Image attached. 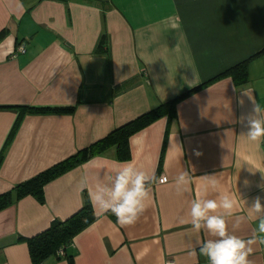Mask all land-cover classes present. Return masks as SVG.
Wrapping results in <instances>:
<instances>
[{
  "label": "crops",
  "instance_id": "1",
  "mask_svg": "<svg viewBox=\"0 0 264 264\" xmlns=\"http://www.w3.org/2000/svg\"><path fill=\"white\" fill-rule=\"evenodd\" d=\"M0 32V192L203 84L178 100L173 117L130 135L128 158L110 146L47 182L42 201L28 194L1 209L0 264H34L27 238L79 209L97 178L126 161L166 178L152 185L140 219L121 226L91 203L94 220L65 250L72 262L50 254L37 264H208L198 242L209 237L189 222L201 177L217 175L237 214L257 196L264 204V142L241 137L253 100L264 108V0H0ZM242 61L244 82L219 75ZM59 104L75 107L22 114L6 143L18 106ZM183 170L192 184L177 195ZM256 226L246 222L235 234L249 238ZM249 259L264 264V245Z\"/></svg>",
  "mask_w": 264,
  "mask_h": 264
},
{
  "label": "clouds",
  "instance_id": "2",
  "mask_svg": "<svg viewBox=\"0 0 264 264\" xmlns=\"http://www.w3.org/2000/svg\"><path fill=\"white\" fill-rule=\"evenodd\" d=\"M243 92L252 99L250 90ZM253 103L252 113L241 117V123L247 122V131L241 133V137L253 144H260L264 142V108L255 100ZM201 178L205 184L191 201L189 214L192 230L197 233L204 231L209 237L198 242L199 254L207 258L208 264H252L249 257L254 252V246L264 245V204L261 197H255L247 207V214L240 215L237 214V199L222 190L217 175H204ZM165 180L148 174L135 161H126L106 178L98 177L94 188L89 189V198L101 212L114 215L121 226H131L146 211L152 185ZM174 184L176 194L183 195L190 191L192 175L183 170L175 177ZM260 187L264 189V184ZM209 192L217 194V198H209ZM232 218L234 223L230 229L228 221ZM250 221H256L257 226L249 238L235 234V230Z\"/></svg>",
  "mask_w": 264,
  "mask_h": 264
},
{
  "label": "trees",
  "instance_id": "3",
  "mask_svg": "<svg viewBox=\"0 0 264 264\" xmlns=\"http://www.w3.org/2000/svg\"><path fill=\"white\" fill-rule=\"evenodd\" d=\"M2 32H0V37ZM222 74H230L237 83L247 79L246 61L237 63L226 69ZM211 80V79H210ZM208 80V81H210ZM203 84L191 87L182 93L160 102L159 104L145 110L134 118L114 127L105 135L78 148L75 152L56 161L48 167L31 175L30 177L15 183L10 189L0 192V210L12 204L15 200L28 194L35 195L40 201L43 198V187L50 180L65 173L71 168L81 164L95 154H98L110 146H116L118 157L126 159L130 156L129 137L139 129L146 126L153 120L167 115H175V107L178 100L197 90ZM73 104L65 105H22L18 106V116L10 130L6 143L13 136L21 115L26 112L47 113V112H72ZM3 158V151L0 152V163ZM112 215V214H111ZM114 216V215H113ZM95 218V212L89 198L86 196L83 205L63 220H53L44 230L27 238L29 253L34 264L40 263L50 254L58 256L66 255L69 262H72V254H67L66 247L70 244L76 233L81 231ZM63 249V254L58 249Z\"/></svg>",
  "mask_w": 264,
  "mask_h": 264
},
{
  "label": "built area",
  "instance_id": "4",
  "mask_svg": "<svg viewBox=\"0 0 264 264\" xmlns=\"http://www.w3.org/2000/svg\"><path fill=\"white\" fill-rule=\"evenodd\" d=\"M19 48L22 50L23 49V47L22 46H19ZM58 253L59 254H63V249L62 248H59L58 249ZM167 264H174V262L172 261V260H167Z\"/></svg>",
  "mask_w": 264,
  "mask_h": 264
}]
</instances>
